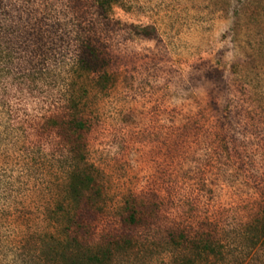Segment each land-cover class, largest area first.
I'll list each match as a JSON object with an SVG mask.
<instances>
[{"label": "rangeland", "instance_id": "rangeland-1", "mask_svg": "<svg viewBox=\"0 0 264 264\" xmlns=\"http://www.w3.org/2000/svg\"><path fill=\"white\" fill-rule=\"evenodd\" d=\"M81 81L76 159L53 120ZM263 218L264 0H0V264H264Z\"/></svg>", "mask_w": 264, "mask_h": 264}, {"label": "trees", "instance_id": "trees-1", "mask_svg": "<svg viewBox=\"0 0 264 264\" xmlns=\"http://www.w3.org/2000/svg\"><path fill=\"white\" fill-rule=\"evenodd\" d=\"M96 2L98 6L106 12L111 10L113 5L115 4V0H96ZM92 54H94V51L92 52ZM94 60L96 61V58L91 59L93 63ZM93 63L87 62V65H81V75L83 73L85 74L86 71H95V69L93 68ZM75 85L61 86L62 92L60 90V95L63 96V101L61 103L63 110L60 114L55 116L56 120H53L54 122H52L58 125L61 131V136L65 143H75V158L80 159V156H82V152H80V150L81 147H83L84 141L83 132L86 127L84 115L82 114L80 109L85 96L89 94V86L88 83H85V81H81L79 84L77 83V87ZM92 181L93 179L91 175H87L86 173H80L77 171L67 172L66 178L63 179V188L65 190V195H63V198L68 199L70 197V199H74V201H77L78 204H81L84 199L85 190L86 188H89ZM136 214L137 212H134L133 209V213L130 214V220H132L133 222L136 221ZM76 215L68 217L66 220V225H61L62 223H60L59 219H57V223H59V226H62V230L60 229L57 234L54 233L53 235H51L53 240L49 252L51 255L58 254L60 251L69 246V244L72 243V240L76 238V235H73V232L71 231L73 225L76 222ZM260 224V231H258V234L255 235L257 237V240H259L264 234V221H260ZM182 238L185 239V242H187V236L182 235ZM189 241L192 243V245H194L195 250H197L201 257L202 254L205 253H207L208 255L216 253V246L214 245L213 240L206 236L199 239L189 238ZM205 258L207 257L205 256ZM198 260L199 259H189L186 260V264H196Z\"/></svg>", "mask_w": 264, "mask_h": 264}]
</instances>
